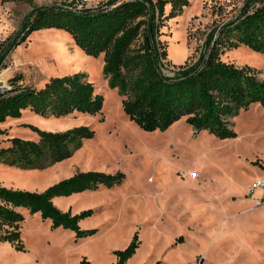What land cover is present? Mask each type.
Returning <instances> with one entry per match:
<instances>
[{
	"label": "rangeland",
	"instance_id": "rangeland-1",
	"mask_svg": "<svg viewBox=\"0 0 264 264\" xmlns=\"http://www.w3.org/2000/svg\"><path fill=\"white\" fill-rule=\"evenodd\" d=\"M34 1L49 5L61 0ZM84 1L96 6L107 0ZM243 1L190 0L162 29L171 63L198 60L212 28L238 14ZM30 10L20 1L0 0V41L20 27ZM222 59L250 67L264 80V52L241 45L226 50ZM8 62L0 73V92L10 87L11 77L22 76L19 83L40 88L51 77L84 73L104 105L96 114L44 117L25 111L0 122V147L16 136L37 140L34 127L56 132L87 125L95 131L59 163L24 168L0 161V185L40 192L90 170L121 171L126 178L112 188L54 199L60 210L73 214L92 209L81 226L98 228L93 236L76 239L74 231L24 211V249L0 242V264H79L84 256L93 264H113V250L126 248L135 233L141 245L128 264H264V208L259 203L264 192L248 194L255 180H264L263 105L252 104L232 118L235 137L198 132L185 118L165 130L146 131L130 120L121 89L112 88L105 77L104 55H87L64 29L34 31Z\"/></svg>",
	"mask_w": 264,
	"mask_h": 264
},
{
	"label": "trees",
	"instance_id": "trees-1",
	"mask_svg": "<svg viewBox=\"0 0 264 264\" xmlns=\"http://www.w3.org/2000/svg\"><path fill=\"white\" fill-rule=\"evenodd\" d=\"M9 1L23 2L31 10L20 27L0 41V73L8 67L12 52L31 33L61 28L87 55H104L105 77L112 88L121 89L123 109L130 120L146 131L165 130L185 118L198 132L235 137L232 118L252 104L264 106V80L258 79L252 68L222 59L226 50L241 45L264 52V0H244L238 14L212 28L198 60L181 65L171 63L168 45L161 36L167 21L179 16L190 0H107L96 6H87L84 0L49 5H37L34 0H2ZM22 80V76L11 77L10 87L0 92V122L20 118L25 111L44 117L96 114L104 105L103 95L84 73L51 77L40 88L19 83ZM34 130L37 140L9 138L10 144L0 147V161L43 168L70 158L85 139L95 135L87 125L56 132ZM3 133L0 129V136ZM125 178L121 171L90 170L77 172L40 192L0 185V242L24 249V211L39 213L53 227L74 231L76 239L95 235L98 228L81 226V221L93 214L92 209L73 214L60 210L54 199L100 186L112 188ZM140 245L135 233L126 248L113 250V264H128ZM79 264L93 263L84 256Z\"/></svg>",
	"mask_w": 264,
	"mask_h": 264
},
{
	"label": "built area",
	"instance_id": "built-area-1",
	"mask_svg": "<svg viewBox=\"0 0 264 264\" xmlns=\"http://www.w3.org/2000/svg\"><path fill=\"white\" fill-rule=\"evenodd\" d=\"M257 189H261L264 192V180L262 179L255 180L254 183L251 185L248 194H253ZM259 203L264 208V199L262 201H259Z\"/></svg>",
	"mask_w": 264,
	"mask_h": 264
},
{
	"label": "crops",
	"instance_id": "crops-1",
	"mask_svg": "<svg viewBox=\"0 0 264 264\" xmlns=\"http://www.w3.org/2000/svg\"><path fill=\"white\" fill-rule=\"evenodd\" d=\"M133 257H134V256H133ZM133 257H132V258H133ZM132 258H131V259H132ZM131 259H130V260H131ZM130 260H129V261H130Z\"/></svg>",
	"mask_w": 264,
	"mask_h": 264
},
{
	"label": "bare ground",
	"instance_id": "bare-ground-1",
	"mask_svg": "<svg viewBox=\"0 0 264 264\" xmlns=\"http://www.w3.org/2000/svg\"><path fill=\"white\" fill-rule=\"evenodd\" d=\"M56 43V42H55Z\"/></svg>",
	"mask_w": 264,
	"mask_h": 264
}]
</instances>
